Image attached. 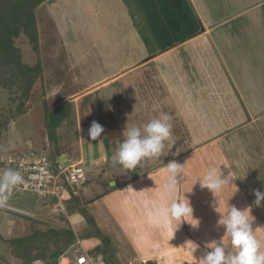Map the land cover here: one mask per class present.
Listing matches in <instances>:
<instances>
[{
    "label": "rangeland",
    "instance_id": "374dc122",
    "mask_svg": "<svg viewBox=\"0 0 264 264\" xmlns=\"http://www.w3.org/2000/svg\"><path fill=\"white\" fill-rule=\"evenodd\" d=\"M245 10H249L245 13L247 15H243L242 11ZM237 13L239 16L235 18L234 14ZM36 16L40 55L35 54L28 39L23 35L15 40V44L20 48L25 64L34 65L40 58L43 66L42 81H38L33 90L31 109L10 123L8 129L2 132L0 155L6 158L10 154L21 153L27 148L41 153L46 152L48 148L53 150V145L60 139L55 131H52L56 127L52 125L51 110L63 105L68 108V121H75L79 126L77 130L71 132V137H68L72 143L81 125L86 127L84 135L89 137V128L95 121L105 129L101 138L107 137L108 141L113 143V146L115 144L118 149L126 139L127 129L130 128L129 121H126L129 114L127 108L130 107L129 100H132L133 105L139 100L140 109H147V115L152 104L155 103V109L150 111V120L167 115L169 116L167 123L171 125V135L164 141L163 153L158 158H145L134 170H123L122 172L128 173L125 174L128 177H124L121 183L120 179L114 178L115 180L108 185L114 187L112 183L116 184L117 181L120 185L126 184L129 179H135L140 174V181L144 185L153 184L154 187L166 184L168 176L166 165L173 160L183 164V171L178 176V180H188L193 185L195 179H203L209 168L220 166L223 175L227 176L230 173L237 179L232 181L233 184L225 185L219 193L214 194L215 197L206 188H201L199 183L195 185L196 190L194 189L193 192L200 188V191H205L206 198L214 201L209 208L213 211L211 216L213 219L199 218V229L207 231L213 241L223 243L227 237H225V228L219 221L226 216L230 205L240 209L246 208L247 205L252 206L251 215L255 218L252 225L253 235L260 242V250L264 251V201L259 207L253 205L255 200L253 190L264 191V98L260 100V96H250L251 92L256 94L254 91L264 86V78L256 76L250 69L254 62L252 58L257 59V56H262L264 53V0H47L39 6ZM248 19L253 21L255 27L251 29L248 27ZM206 23H219L226 26L225 28H231V31L241 30L242 27L248 31L249 39L245 40L244 37L240 39L237 35H233L231 41L234 44L230 45L228 42L229 45H226L231 59L229 63L223 62L225 69L222 68V71L226 72L225 75V72L218 69L216 71L213 67L211 70H206L210 73L207 75L205 69L209 67L207 68L205 64V58L201 61L204 70L203 89L208 90V98L203 93L201 94L203 97H199L201 99L199 108L203 111L200 114L202 125L206 124L209 118L215 120L217 114L228 125L233 115L236 119H240V116L248 111L251 124L244 123L243 128L239 130L232 128L219 130L220 126L216 121L212 123L211 128L209 127L210 130L200 127L198 123L196 125L200 128H192L189 122L193 119L187 113L186 106L189 105L185 103L196 104L194 97L189 101L183 97L181 106L177 105V96L168 98L174 102L172 105L159 102L166 96L165 89L156 91L166 85L159 76L168 71L170 78L178 84L181 81L179 80L181 73H187V76L189 72L192 73V69L188 71L191 61L188 60L187 52L190 51L197 62L201 59L202 42L183 49H180L178 44L201 32L202 28L206 33ZM254 29L255 34L252 32ZM260 45L263 47L261 48ZM173 47L176 51L171 55H165L159 61L160 67L167 70L163 69V72L158 68L153 70L148 59L167 54ZM214 56L217 59V54ZM180 59L182 65L179 64L178 67V63L174 62L178 60L180 62ZM140 63H144L140 66L143 70L135 71V65ZM172 66L180 70L172 71ZM134 71L144 74L141 77H145L144 81L140 80L138 87L136 85L134 87L129 82V74ZM172 73L175 75L173 78ZM154 76H158L157 79ZM119 78L124 79L115 82ZM108 79L115 84L98 93L100 84ZM182 82L191 92L190 79L183 78ZM187 82H189L188 86H186ZM106 93L110 96H106ZM239 94L242 95L241 104L245 107L244 111L238 110V106H234L233 103L235 99L238 100ZM85 96L87 98L84 99ZM10 97L8 91L0 89V111H3L6 118L9 109L15 110L16 103L13 104L9 100ZM249 104L252 107H249ZM120 106L122 107L119 108ZM115 107L119 108L120 117L122 114L123 122L119 129L115 128L118 124L115 121L116 112L113 111ZM189 108L192 109V105ZM257 111H260V114L259 112L255 114ZM110 115L113 120H110ZM184 115L186 119L182 118ZM138 126L143 128L141 125ZM206 133L208 135L211 133L210 136L213 133L220 134L218 139L225 137L226 142L232 140L235 142L225 145L222 140H218L220 144L211 145L217 149L215 152L210 148V142L205 141ZM231 148L233 149L229 152ZM115 153L116 151L113 150L114 155ZM233 158L236 161H233ZM5 170H0V176H3ZM147 173L152 176L145 179ZM143 179L147 180L146 183H143ZM103 182V188L106 189L107 181ZM236 188L238 190L235 192ZM13 190V187L9 190L5 206L28 215L0 208V237H2L0 257H4L10 264H21V262L11 258L5 240L27 236L34 228H40L41 232L52 229L61 233L64 231L62 228L71 229L90 255L95 256L94 250L99 247L107 264H142L135 260L142 252L138 254L137 250L133 249L131 241L124 233L125 226L120 224L123 220L115 219V206H111L114 202L110 204L103 199L89 202L85 198L83 203H79V208L65 207L66 213L63 214L59 207L53 204L52 199L15 194ZM82 190L85 189L79 188L78 194ZM70 197V193L62 195V199L68 205L70 202L67 201L72 200ZM46 207L47 210H44ZM188 227L182 224L180 229L187 232ZM189 239L194 241L197 238L189 236ZM199 241L203 244L206 242L201 238ZM140 249L146 250L141 246ZM185 250L187 252L172 253V259L167 264H195V258L191 257L187 249ZM77 251L80 250L75 244L68 248L64 255L71 256L70 260H72ZM194 255L196 256V252ZM68 260L61 259L60 264H67Z\"/></svg>",
    "mask_w": 264,
    "mask_h": 264
},
{
    "label": "crops",
    "instance_id": "0c3cea01",
    "mask_svg": "<svg viewBox=\"0 0 264 264\" xmlns=\"http://www.w3.org/2000/svg\"><path fill=\"white\" fill-rule=\"evenodd\" d=\"M246 11L249 10H245L242 11L244 12L243 15H247L245 14ZM235 18L239 16V13L234 14ZM234 16L232 18H234ZM201 25H203V22H201ZM205 25V24H204ZM252 26V27H250ZM206 33L203 32V28L201 30V32L196 33V35H194L193 37H188L186 40L182 41L181 43H179L178 45H180V49H183L185 47H194L193 45H197L200 42H202L201 45V53L200 55L202 56L201 59L198 60V62L196 61L197 59L195 57H193V55L191 54L190 51H188L187 56L189 57V67H188V71L190 69H192V73L189 72V75L187 76V73H181V77H179V81L178 84L174 83L175 81H173L170 78V72L168 73L165 72V74H161V76H159V79L163 78L164 83H166V85H163L164 87H162V89H158L156 90L157 92H160L161 90L164 91L163 89H165L164 95H166L164 97V99L162 101H159L161 104L163 103H167L168 105H172L174 102L171 99L168 98H172V97H176L178 98L177 100V105L181 106L183 105V101H181L183 99V97H185V99H187L189 101L193 99V97L196 99L195 102H197L196 104L193 102V104L190 103H185L186 105L188 104L189 107L192 105V109H190L189 107L186 106L187 108V113L190 114L191 120L189 123V125L192 128H196L198 127L196 124L198 123L200 125V127H203L204 129H208L209 127L211 128L212 123H216L220 126L219 130H226V129H241L243 128V126L245 125L244 123H246V125L251 124V118L248 116L246 111V114L241 115L240 119H236V117L233 115L232 117V121H228V125L226 124V122L224 121V119L222 117H220L218 114L217 116H215V120H212L211 118H209V120L206 122V124H203V122H201L200 120V114L203 113V111H200L199 105H201V99L199 97H203V95H206V98H208V90L205 88V90L203 89V78L202 76H204L203 73V68H202V58H205V64L207 66V68L209 67V69H205V73L206 70H211V68L213 67L215 70L218 69L219 71H222V68L225 69L224 64L225 63H229L231 56L229 55L230 53L228 52V49H226V45H233L234 43L231 41L233 35H237L238 38H243L249 39L247 37L248 35V31L245 30L244 27H240L241 30L239 29L238 31H231V28H225L226 26H222L219 25V23H206ZM247 27V26H246ZM248 27L251 29L254 26L253 21L248 19ZM247 27V28H248ZM252 31V30H251ZM239 32V33H238ZM244 33V35H239L240 33ZM254 34L256 33L255 29L252 31ZM198 34V35H197ZM231 34V37H230ZM226 35V36H225ZM229 42V44H228ZM260 47L262 48L263 46L260 45ZM174 48V47H173ZM173 48H171L169 51V53L164 54L162 56H157L152 58H149V65H151V68L153 69H163L162 67H160V63L159 61L165 56V55H171L172 53H174V51H176V49L174 50ZM215 54H217V59L216 56H214ZM253 55V54H252ZM260 55V54H259ZM198 58V57H197ZM152 59V60H150ZM194 59V60H193ZM247 60V59H246ZM252 60L254 61L251 66L252 68L251 71L258 77L260 78H264V53L262 56H257L256 58H252ZM216 61V63H215ZM258 61V62H257ZM218 62V64H217ZM225 62V63H223ZM175 64L178 63V67L179 64L182 65V60L180 59V62L178 60V62H174ZM144 63H140L138 65H135L136 70H143V67H140ZM173 64V63H172ZM172 64H168L169 66ZM221 65V66H220ZM148 66V65H147ZM227 66V65H226ZM255 67V69L253 68ZM133 68V67H132ZM153 69V70H154ZM172 71H179L177 68H175L174 66L171 67ZM164 70H167V68H165ZM131 72L129 74L130 76V80L129 82L135 87L139 86L140 80L144 81L143 79L145 77H141L144 76V74H140L139 72ZM202 71V72H201ZM217 71V70H216ZM228 71V69H227ZM201 72V73H200ZM223 72V71H222ZM225 72V71H224ZM223 72V73H224ZM168 73V74H167ZM176 73V72H174ZM212 73V72H211ZM231 73V72H230ZM154 73H152L153 75ZM217 74V73H216ZM226 74V72L224 73V75ZM207 75H210V73H208ZM175 75L172 73L171 77L173 78ZM158 76H154V78L157 79ZM161 77V78H160ZM183 78L185 80H189L190 79V84L192 85V88L190 87L191 92H189V89L187 87H185V85H183L184 82ZM121 79L123 80L124 78H119L117 79L115 82H119L121 81ZM105 80V79H104ZM111 79H108L106 81H104L103 83H101L100 88L97 89L98 92L102 91V90H106L107 88H109L112 84H115V82L110 81ZM176 80V77H175ZM123 82V81H122ZM189 85V82H187L186 86ZM132 86V88H133ZM251 90V89H250ZM204 91H206L204 93ZM168 92V95H167ZM189 92V93H188ZM255 93H250V96H260V100H262V98H264V86L259 87L258 90H255ZM120 93V91H119ZM203 93V95L201 96V94ZM247 94V93H246ZM116 95V93L114 94ZM163 95V96H164ZM106 96H110L109 93H106ZM121 96V95H120ZM249 96V97H250ZM189 97V98H188ZM198 98V99H197ZM238 100L235 99L233 101L234 106H238V110L240 109H245V107L241 104L242 102V95L239 94L237 96ZM123 100V99H122ZM141 102L138 100L136 102L135 105H133L132 100H129V105L130 107L127 108V112L129 113L126 117V121H129V125L130 127H139L138 125H141V127H143L142 125H146L148 122H150V111L152 109H155V103L152 104L149 114L147 115L148 110L145 108L143 110L140 109L139 105ZM139 105V106H138ZM210 106H212V103L210 102ZM251 105L249 104V107ZM122 106H120L119 108H121ZM252 107V106H251ZM118 107H115L113 109L114 112H116V118L115 121H117V126L115 125V128L118 127L121 128V123L123 122L122 120V114L121 117L118 115ZM243 109V111H244ZM249 110V109H248ZM219 110H216V112ZM242 111V112H243ZM113 112V113H114ZM250 112V111H249ZM259 112V113H258ZM260 114V111H257L255 114ZM210 114H212L210 112ZM115 115V113H114ZM111 116V115H110ZM182 118L186 119V116L184 115ZM202 118V117H201ZM129 119V120H127ZM110 120H113L112 116L110 117ZM203 121V119H202ZM109 122V121H108ZM73 128V131L79 128V126H77V122H69L68 120L65 121V124L63 123L61 128L58 130H61L63 132V134L61 133V135H63V137L59 138L60 141L58 140V142L56 144L53 145V153L56 156V160H58L59 164L63 167H69L71 165H80L83 166L84 168H86L88 170V172L90 173L89 175H91L92 177V181L90 184L87 185V188H85V192L83 193L84 199L86 198L87 201H97L99 199H103L106 200V202L110 203L112 207H114V213H115V219H120L123 220V222L119 223L123 224L125 226V235L127 236V238L131 241L132 247L133 249L135 248L138 252V254L140 252H142L141 255H138V258H135V260H138V262L140 263H154V264H167L171 259H172V253L174 252H184L186 251L185 249V242L187 240H192L189 239V236L192 237H196L197 239H194V242L197 243L199 245V248L196 251V256L197 258H199V255H203L205 253V251L209 250L206 249L205 245L209 242L213 241V238L211 237V235L207 232L201 229H199V226L196 228H193L191 225L187 224V223H183V225H187V232L182 231L180 229V227L175 231V229L178 227V223L176 221H172L171 224H169L166 221H156L152 218L151 216V209L152 206L155 205H163L166 203H170V201H167L163 198L162 196V192H163V188H164V184H159L157 186L153 187V184L149 185L146 183L149 176V173H147L148 175L145 176L146 178L143 179V183L145 182L146 184H142L140 181V175H137V177L135 179H129V182H127L126 184H122L120 185V183L123 181L124 177H128V173L122 172L123 170H125L123 167H121L122 165L120 164H116V160H112V158L114 157L113 154V150L117 151V147L113 146V143L109 142L107 137H105L104 139L101 138L99 141H91L89 139V137H86L84 135V131H86V127L81 125L80 127V131H78V133H75V136L73 138L74 141L73 143L68 139V137H71V132H68V126ZM69 123H71L72 126L69 125ZM223 124V125H222ZM244 124V125H243ZM198 127V128H200ZM209 128V130H210ZM215 128H218L217 126H215ZM216 132V131H214ZM79 134V135H77ZM211 133H209V135L206 133L205 136L207 137V139L205 141H207L208 143L210 142V148H213V146H211L212 144L216 145L220 144L218 140H222V142H224L225 145L228 144H232L235 141H229L226 142L225 141V137H222L220 139H218L220 134H216L214 135V133L210 136ZM209 136V137H208ZM216 136V137H214ZM221 142V143H222ZM199 144V143H198ZM113 148V149H112ZM209 149V148H208ZM215 152H217V149L213 148ZM214 157V156H213ZM118 162V161H117ZM227 173V172H226ZM125 174H127L125 176ZM146 175V174H145ZM160 175V174H159ZM100 178V179H99ZM116 179H120V183L116 182V184H119V187L116 190L110 191L108 193H106V189L103 188V181H107V182H111L113 180ZM139 178V179H138ZM143 178V177H142ZM153 180V179H152ZM150 180V181H152ZM141 183V186H140ZM247 184H250L249 182H246ZM115 184V185H116ZM114 185V186H115ZM197 185V184H195ZM192 185V183H190L188 180H179V185H178V192H177V196L180 199L184 198V194L188 196L191 205L193 207V215H195L194 217L199 219L201 217H204L206 219H209V217L212 216V212L209 208H211V204L214 203V201H212L211 199L206 198V193L205 191H200L201 189L198 188V191L193 192V190H196V186ZM251 192V191H250ZM254 202V200H253ZM55 203V201H53V204ZM53 204L51 206H53ZM56 204V203H55ZM254 205V204H253ZM210 206V207H209ZM249 205H247L248 207ZM62 207V208H61ZM61 213L65 214L66 213V209L64 207V205L62 204L61 206ZM47 210V207L44 209ZM210 210V212H209ZM202 215V216H200ZM118 216V217H117ZM198 216V217H196ZM212 218V217H211ZM213 219V218H212ZM42 224V223H41ZM182 225V224H181ZM37 226V225H36ZM30 234V233H29ZM27 234V235H29ZM25 237V236H24ZM201 239L206 240V242L199 241ZM174 240V244L172 243ZM209 239H211L209 241ZM178 241L180 242L178 244ZM201 242V244H200ZM77 246H79V250L81 252L85 251L84 248L82 247V245L80 244V241H77ZM140 246L142 248H145V251H141ZM68 250V249H67ZM66 250V251H67ZM79 251V252H80ZM135 252V251H134ZM145 252V254L143 253ZM160 252V253H159ZM187 252V251H186ZM61 259L63 260H67L68 258H64L62 257ZM60 259V261H61ZM167 259V260H165ZM33 264H42L41 262H35Z\"/></svg>",
    "mask_w": 264,
    "mask_h": 264
},
{
    "label": "trees",
    "instance_id": "16d2710c",
    "mask_svg": "<svg viewBox=\"0 0 264 264\" xmlns=\"http://www.w3.org/2000/svg\"><path fill=\"white\" fill-rule=\"evenodd\" d=\"M46 1L47 0H0V89L8 91L11 96L9 100L13 104L16 103L14 106L15 110H8L9 115L7 118L5 115H3V111H0V137L2 132L8 129L10 123H12L14 120H17L20 116L26 114L31 109L32 104H30V101L33 99V90L38 84V81H42L43 66L41 64L40 58L34 65L25 64L22 60L21 50L16 46L15 40L23 35L28 39V42L35 54L38 56L40 55L36 12L39 6ZM103 97L106 98V96ZM85 98H87V96H85L84 99ZM63 106L51 110L52 114L50 116L52 125H55L54 127H56L52 131H55V134L59 138L63 137V135H61L63 132L58 129H60L62 124H65V121L68 120V108H65V106L63 108ZM63 109L65 110L62 111ZM69 125L72 126L71 123H69ZM67 128L68 132H73L72 127L68 126ZM232 149L233 148L229 149V152ZM24 151L45 157L47 162L54 169L57 167V165H59V162L56 160V156L54 155L51 148H48L46 152L42 153L31 148H27ZM3 159V156L0 155V170L11 169L17 172V169L13 164H11V166H7L4 161H1ZM233 161H236V159L233 158ZM80 167L83 168L85 172V180L79 184V186L81 189H85V187L91 183L92 176L89 175L90 173L86 168L83 166ZM60 180L61 183L66 186L65 193H70V198H72L71 201H67L68 203L70 202V205H68L66 201L62 199V204L64 207H67V209L72 207L79 208V203L81 204L84 201L83 193L85 190H82V192L77 195H73L72 189L65 183V179L61 178ZM108 183L109 182L106 184V193L116 190L119 187V184H116L114 187H110ZM75 189H77L76 185L73 187V190ZM17 194L38 196L29 192ZM4 210L21 214L6 208H4ZM62 229L64 231L61 233V231H55L52 229L51 231L46 230L45 232H41L40 228H34L31 230V233L25 237L9 238L5 240L7 251L11 258L16 259L17 261L21 262V264H33L35 262H41L42 264H60V259L62 257L68 259L72 258L71 256H66L64 254H66V250L68 248L75 244L77 246L78 241L71 229ZM0 239H2V237H0ZM78 252L79 251H77V253ZM94 252H96L94 257L100 255L105 261L104 255L101 253L99 247L95 248ZM87 254L90 255L89 253ZM105 263L107 264L106 261ZM0 264L10 263L4 259V257H0Z\"/></svg>",
    "mask_w": 264,
    "mask_h": 264
},
{
    "label": "clouds",
    "instance_id": "9594fccd",
    "mask_svg": "<svg viewBox=\"0 0 264 264\" xmlns=\"http://www.w3.org/2000/svg\"><path fill=\"white\" fill-rule=\"evenodd\" d=\"M169 116L163 115L159 119H153L143 128L130 127L127 129L126 139L119 145L112 160L118 161L126 170H134L145 158L160 157L164 150V141L171 135V125L167 123ZM80 131V129H79ZM105 131L104 127L93 121L89 128V139L97 141ZM183 164L175 160L169 161L166 165L167 182L164 185L162 196L170 201L163 205H153L151 216L156 221H172L198 227L199 220L193 215V207L187 195L180 199L178 192V176L182 174ZM237 179L230 175H223L220 166L209 168L203 179H195L193 185L199 183L201 188L209 190L213 196L227 184H233ZM22 182L18 172L11 169L5 170L0 176V206H4L8 200L9 190ZM238 189L236 188L235 192ZM234 192V193H235ZM255 200L253 204L261 206L264 201V191L253 190ZM215 197V196H214ZM252 206L244 209L230 205L229 210L219 223L225 228L227 240L221 243L209 242L205 245V253L197 258L194 253L199 245L194 241L187 240L185 246L191 257L195 258V264H264V251H261L260 242L253 235V222L255 218L251 215Z\"/></svg>",
    "mask_w": 264,
    "mask_h": 264
},
{
    "label": "built area",
    "instance_id": "2783aa9c",
    "mask_svg": "<svg viewBox=\"0 0 264 264\" xmlns=\"http://www.w3.org/2000/svg\"><path fill=\"white\" fill-rule=\"evenodd\" d=\"M1 161H4L7 166L13 164L22 177V182L13 187L15 193L29 192L42 198L52 199L55 201L56 204H54L59 207L60 211L62 208V195L66 192V186L61 183L60 179H65V183L72 189L73 195L78 194V190L81 188L79 184L85 180V172L80 165L76 164L63 167L59 164L54 169L47 162L45 157L27 153V151L10 154ZM74 185L77 186L78 190H73ZM0 207L28 215V213L7 206ZM67 264L106 263L102 256H90L87 252L83 251L81 254L77 253L74 255L72 260L69 259Z\"/></svg>",
    "mask_w": 264,
    "mask_h": 264
},
{
    "label": "water",
    "instance_id": "95a60500",
    "mask_svg": "<svg viewBox=\"0 0 264 264\" xmlns=\"http://www.w3.org/2000/svg\"><path fill=\"white\" fill-rule=\"evenodd\" d=\"M115 185V183H112V186H114Z\"/></svg>",
    "mask_w": 264,
    "mask_h": 264
},
{
    "label": "bare ground",
    "instance_id": "6f19581e",
    "mask_svg": "<svg viewBox=\"0 0 264 264\" xmlns=\"http://www.w3.org/2000/svg\"><path fill=\"white\" fill-rule=\"evenodd\" d=\"M63 260V259H62ZM65 261V260H64Z\"/></svg>",
    "mask_w": 264,
    "mask_h": 264
}]
</instances>
